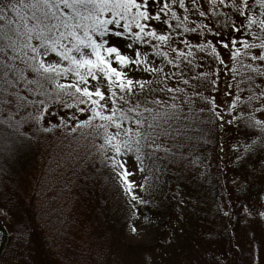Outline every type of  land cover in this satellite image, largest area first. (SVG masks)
Listing matches in <instances>:
<instances>
[{
  "label": "snow or ice",
  "instance_id": "snow-or-ice-1",
  "mask_svg": "<svg viewBox=\"0 0 264 264\" xmlns=\"http://www.w3.org/2000/svg\"><path fill=\"white\" fill-rule=\"evenodd\" d=\"M255 3L260 7L258 16L249 0H210L213 15H218L216 7L231 8L239 24L230 18L216 29L201 24L203 42L193 45L182 40L188 49L185 52L171 45L173 32L180 27L184 33L198 32L184 23L187 15L181 20L173 10L178 4L188 13L186 0H0V115L7 112L3 122L13 127L15 121L19 130L18 126L29 119L48 123L53 116L52 105L76 109L85 118L73 112L70 120L76 127L72 131L87 129L102 139L97 151L116 174L128 203L132 208L145 205L148 201L137 189L146 188L147 177L145 183H137L134 177L145 171V159L175 160L177 152L173 149L183 146L181 141L196 120L193 106L200 102V113L207 111L224 120L219 108L225 101L218 103L216 96H205L196 86L219 92L223 82L222 94L233 97L226 105L230 112L253 101L264 104V83L255 84V78H264V0ZM192 5L200 7L197 0H192ZM109 12L111 18H105L103 14ZM205 15V11L199 12V16ZM172 20L180 23L174 28ZM133 25L138 31H133ZM254 25L259 32H252L249 39L245 29ZM225 27L230 29L228 34L223 31ZM241 45L245 56L259 49L250 55V60L258 63L239 59ZM164 47L177 53L176 57L170 58ZM193 50L204 53L219 67L209 65L208 70L185 78L184 67H204L193 63ZM222 71L228 72L235 84L221 81ZM172 80L177 86H168ZM190 80L196 81V86L187 94ZM181 81L185 87L179 86ZM245 90L250 93L246 100L241 96ZM29 108L36 114L27 111ZM21 112L25 115L16 120ZM257 112L264 113V106L252 108L246 126L258 129L264 140V119H258ZM66 115L43 131L67 126ZM226 123L238 121L229 119ZM129 159L133 161L131 169ZM244 208L246 217L251 216L248 206ZM256 215L264 221V211ZM131 231L136 233L137 229L132 227ZM143 264H151V257Z\"/></svg>",
  "mask_w": 264,
  "mask_h": 264
},
{
  "label": "trees",
  "instance_id": "trees-1",
  "mask_svg": "<svg viewBox=\"0 0 264 264\" xmlns=\"http://www.w3.org/2000/svg\"><path fill=\"white\" fill-rule=\"evenodd\" d=\"M186 3L190 8L188 13L178 10V4L173 10L181 20L187 15L189 21L184 23L189 28H197L198 32L184 33L180 27L173 34L180 36L179 41L190 37L187 40L195 45L203 42V36L199 35L201 24L215 28L205 22V16H199L204 10L193 6L192 0ZM197 4L203 7L205 0H197ZM254 7L260 12L255 1ZM217 8H220V17L227 12L231 20H238L231 8ZM179 23L172 20L174 28ZM245 31V34L258 33L259 27L254 25ZM208 39L212 40L211 34ZM193 51L196 62L200 59L206 67L215 68L212 65L215 62L204 53ZM222 74L223 71L221 81L224 80ZM262 83L264 78H255L256 85ZM202 92L205 96L211 94L208 90ZM249 94L242 98L246 100ZM199 106L200 102L193 106L196 120L187 129L181 141L183 146L173 149L177 152L174 161L145 159L148 175L144 191L152 201L137 204L136 208L128 203L129 198L124 195L116 174L102 162L97 151L102 139L89 134L87 129L73 132L74 122L50 132L43 131L44 127L58 123L54 119L56 112L73 109L52 105L53 116L48 123L29 119L18 126L19 130L15 121H12L13 127L3 122L7 112L0 115V264H25L26 260L27 264H38L41 259L49 264H143L165 244L172 216L178 214L182 192L186 189L199 198L200 206L194 205L199 213L204 212L203 215H210L215 221L223 216L222 203L228 192L223 154L225 113L220 106L224 117L220 121L210 112L200 113ZM237 109V121L243 122L247 115L241 113L243 108ZM27 111L36 114L31 108ZM24 115L25 112H21L15 119L21 120ZM251 139L242 146L236 162L237 168L243 170L242 176L255 175L264 168V140L259 130ZM249 145L253 146L252 150L246 151ZM207 153L205 170L203 161ZM225 219L229 227V215ZM136 223L157 227V242L153 245L125 243L123 236L127 228Z\"/></svg>",
  "mask_w": 264,
  "mask_h": 264
},
{
  "label": "rangeland",
  "instance_id": "rangeland-1",
  "mask_svg": "<svg viewBox=\"0 0 264 264\" xmlns=\"http://www.w3.org/2000/svg\"><path fill=\"white\" fill-rule=\"evenodd\" d=\"M255 0H249V3L253 5ZM200 9L206 12L205 22L213 27L220 28L223 21L222 18L227 16L221 14L219 16L220 8L215 9V12L218 15H213V9L210 5V0H205V4ZM178 10H181L178 8ZM183 11V10H182ZM253 11L258 16L259 10L256 7L253 8ZM110 13V12H109ZM104 13L105 18H111V13ZM252 14V13H251ZM225 19V18H224ZM189 21V17L188 20ZM237 25L239 20L235 21ZM113 27V26H110ZM123 30V29H121ZM133 31H138V29L133 26ZM225 34H228L230 29L225 27L223 29ZM246 32V31H245ZM251 33L245 34L249 39ZM233 35L238 38L243 39L239 33H233ZM174 42L171 47H179L185 52L188 49L185 47L181 41H179L180 36H175ZM198 39L201 37L197 36ZM190 37H187L189 39ZM131 42V41H129ZM139 47L143 48L144 45ZM242 47V45H241ZM243 48V47H242ZM90 53V50H87ZM164 51L169 52L170 58H175L177 53L172 52L169 47H164ZM259 52L254 49L248 54L244 55V49H241L240 60H243L244 63H258L252 62L250 60V55L252 53ZM160 58H157L159 60ZM191 59V57H189ZM195 60L193 63H199ZM216 67H219L217 64H212ZM239 67V63L236 65ZM184 67V65H182ZM207 70V67L193 68V67H184L185 78L193 77L197 73ZM224 80H227L228 83L235 84L236 81H233L230 77V74L226 71H223L222 74ZM62 82H64L62 80ZM169 87L177 86V81L172 80L169 82ZM180 87H185L182 81L179 83ZM196 86V81L190 80V84L187 88V94H191L193 87ZM224 83H220V91L217 92L212 89H208L211 92V95L216 96L218 103L220 101H225L224 104H221V107L224 109L225 120H224V132L223 137L225 139L224 145V161H225V184L227 186V198L223 200L222 203V212L223 216L217 217L216 221L211 220L210 215H203L204 212L197 211L194 205L200 206V200L197 198L191 191L188 189L182 192V205L178 214L172 216L171 220V229H169L166 238L165 244L159 248L155 253L151 255V260L153 264H264V221L256 215L257 211H264V168L258 169L259 171L255 175L242 176V169L237 168V159H240V154L242 153L243 145H245L254 135L257 134L258 129L249 128L246 126L248 117L251 114L253 107H262V103L256 101L255 103L248 105L242 104L240 107L243 108L241 111L242 114L247 115V119H244L243 122L234 123L229 125L226 123L227 120L233 119L237 120L239 116V111L230 112L227 108V103H230L233 97H228L223 95L224 92ZM197 91L205 90V87L196 86ZM204 88V89H203ZM202 89V90H201ZM235 93V89L232 90ZM260 89L257 88L256 92L259 93ZM249 93L245 90L241 93L242 97ZM181 99H184L182 96ZM73 112L78 117H84L76 109L73 111L57 113L55 114V120L58 121L60 116L66 115V119L69 120L68 123H72L70 117ZM256 116L258 119H264V113L257 112ZM250 129L254 130L251 131ZM252 140V139H251ZM243 146V147H242ZM209 154L207 153L204 156V166L205 170L207 169V161ZM129 168H133L132 159L128 160ZM148 172L145 168L143 173L137 172L134 179L137 183H145V177H147ZM139 194L144 197L148 202H151V197L144 191V189H137ZM195 196V197H194ZM247 205L248 209L251 210L252 215H245L246 209L244 206ZM225 213H229L230 222L228 223L229 227L225 224ZM135 227L137 229L136 233H132L131 228ZM159 230L157 227L136 223L129 226L123 236V240L127 244L131 245H153L157 242V235ZM43 245V244H42ZM39 246L40 242H39ZM42 248V247H41ZM44 259L38 264H49V261L45 263Z\"/></svg>",
  "mask_w": 264,
  "mask_h": 264
}]
</instances>
